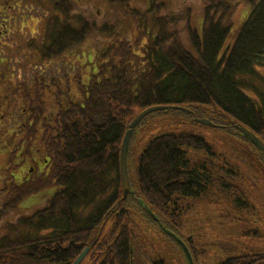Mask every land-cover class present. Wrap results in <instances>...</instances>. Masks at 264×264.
Returning <instances> with one entry per match:
<instances>
[{
  "label": "trees",
  "instance_id": "16d2710c",
  "mask_svg": "<svg viewBox=\"0 0 264 264\" xmlns=\"http://www.w3.org/2000/svg\"><path fill=\"white\" fill-rule=\"evenodd\" d=\"M30 2L51 13L43 23L41 44L32 41L29 47L51 64L72 57L73 90L65 95L64 105L55 108V128L42 116L57 97L52 91H59L56 80L48 90L43 86L46 78L37 77L34 90L22 95L37 122L25 131L38 138L36 145L50 165L37 177L19 176L18 182L7 175L0 185V264H72L85 248L80 264L86 258L87 264H130L131 203L155 223L138 203L142 199L163 226L179 235L178 213L184 207H171L173 195L197 197L215 181L204 164L201 172L183 168V147L210 153L200 136L165 133L142 150L137 188L131 185L134 194L113 210L122 196V140L140 111L180 105L191 109L193 113H186L193 117L209 107L213 122L234 128L246 140L235 127L241 124L264 142V0ZM3 6L9 5L0 3ZM86 43L91 51L82 63L78 52ZM11 96L14 92L5 90L0 100ZM18 137L14 130L11 138L19 141L11 140L15 150L6 151L8 155L19 149L21 133ZM250 145L264 164L261 152ZM80 147L86 148L87 162L106 165L94 173L85 171V164L72 161ZM8 161L14 162L13 156ZM21 163L23 159L10 167L17 169ZM49 187L56 188L53 194L32 201ZM25 201L31 203L22 208ZM186 243L191 251L190 241ZM263 256H235L219 264H264L254 263ZM153 264L165 263L158 259Z\"/></svg>",
  "mask_w": 264,
  "mask_h": 264
},
{
  "label": "rangeland",
  "instance_id": "374dc122",
  "mask_svg": "<svg viewBox=\"0 0 264 264\" xmlns=\"http://www.w3.org/2000/svg\"><path fill=\"white\" fill-rule=\"evenodd\" d=\"M10 5L11 7L4 6L2 9L5 10L0 11V24H4L7 29V32H4V29L0 28L2 30L0 58L5 60L0 64V73H3L1 77L6 78L13 74L14 80L25 83L24 92L33 91L37 77L50 78L55 74H61L55 66L51 68L47 61H38L35 52L28 46L30 40H33L34 44H41L43 23L50 10L30 0H13ZM89 49L86 43L78 52L83 58L82 63L85 62L84 56L90 53ZM92 56L91 53L87 61H94ZM92 63L94 67V62ZM6 73L9 75L5 76ZM34 97L37 99L38 94H34ZM182 107L183 109L152 112L143 117L134 129L128 156L131 185L137 188L138 157L152 139L165 133H190L200 136L211 154L206 149L185 146L183 149L186 165L183 168H197L198 172H201V166L204 164L215 180L214 184L208 186L197 197L174 194L172 201L175 204L171 206L185 208L178 213L180 220L178 232L181 239L190 241L194 264H219L230 257L264 255L263 162L250 143L238 136L234 128H224V123L212 121V110L209 107L201 109L202 113L193 117L186 113L187 109L192 112L191 109ZM10 108L11 106L8 107ZM18 113V109H15L13 117L16 118L12 120V124H17L20 120ZM202 119L210 121L213 126L198 121ZM14 130L16 128H12L11 122L9 126L0 124V185L5 182L7 175H11L13 180L18 182V172L24 164L17 169L10 167L26 156L21 154L22 149L9 155L7 153L14 149L11 140L18 141L11 138ZM24 136L27 140L24 151L29 153L28 147L35 143L33 134L26 132ZM12 156L14 162L9 163L8 160ZM227 169L233 172L228 173ZM55 190V187H49L32 201H40L44 196L53 194ZM177 197L179 199H176ZM30 203L25 201L21 207L24 208ZM129 212L131 221L127 226L133 237V264H153V261L158 259H162L165 264H187L175 241L164 232L159 223L149 221L136 210L133 203L129 207ZM108 228L107 223L104 230ZM260 262H264V256L254 263ZM87 263L86 258L82 264Z\"/></svg>",
  "mask_w": 264,
  "mask_h": 264
},
{
  "label": "flooded vegetation",
  "instance_id": "af4514ba",
  "mask_svg": "<svg viewBox=\"0 0 264 264\" xmlns=\"http://www.w3.org/2000/svg\"><path fill=\"white\" fill-rule=\"evenodd\" d=\"M10 2L13 3V0H0V3L2 5H9L11 7ZM4 7V6H3ZM2 8H0V11L2 12ZM0 28L4 29V32H7L6 26L4 24H0ZM0 29V36L2 33V30ZM2 62H5L4 59L0 58V64ZM58 62V63H57ZM55 64H52L55 66L59 71H61L60 75H54V77L46 78L45 83L43 86H45V89L49 90V87H54L53 81L56 80L55 84L57 85V88H59V91H53V95L57 96L55 97L54 101H52L53 107H50L48 109V112L44 113L42 116V120L45 124L50 125L52 128H55V125L57 123V117L58 113L57 110L55 112V108L59 109L62 107L65 103L66 96L68 94H72V57H69L64 61L63 59L54 61ZM0 73V77H1ZM9 75L8 73L5 74ZM11 76L0 78V94L2 92H5L7 90L8 93L14 92L15 97H9L4 98L0 100V124L3 126H9L10 122L12 127L18 128L20 133L23 135V138L20 139V142L22 144V150L23 154L26 155L24 158V164L20 172V179H28L31 176L37 177L40 174H43L49 169L50 160L44 155L40 147H29V153H26L24 151V147L26 145L24 134L26 133L25 129L28 126L32 125V122H34V125L37 124L36 122V115H33L30 111V108L27 104H25L24 99H22V95H24L25 90V83L21 81L22 83H18L17 79ZM1 79L3 81H1ZM12 80H14L12 82ZM7 81V84H5ZM9 82V83H8ZM7 85V86H6ZM8 85H11L12 88L9 89ZM55 91V93H54ZM11 106L10 109L8 107ZM18 109V116L20 117V120H18L17 124H12V120H14L16 117H13L15 114H13L14 110ZM7 110V114L4 115V111ZM36 110V109H35ZM54 111V112H53ZM8 117V118H7ZM7 118V119H6ZM11 118V121H10ZM36 123V124H35ZM41 123V121H40ZM11 127V126H10ZM49 127V126H47ZM50 127V128H51ZM51 128V129H52ZM55 137V136H54ZM38 138L34 140L35 143H37Z\"/></svg>",
  "mask_w": 264,
  "mask_h": 264
},
{
  "label": "water",
  "instance_id": "95a60500",
  "mask_svg": "<svg viewBox=\"0 0 264 264\" xmlns=\"http://www.w3.org/2000/svg\"><path fill=\"white\" fill-rule=\"evenodd\" d=\"M173 108L183 109L182 107H179V106H165V105L151 106V107H148V108L142 110L129 124V127H128V129L125 132V135L123 137V141L121 144V150H120V156H119V173H120V180H121L123 195H122L121 199L118 200L116 202V204L114 205V209H117L119 207L121 200L126 199V197L129 194H133V190H132V187H131L130 181H129L128 169H127V153H128L130 138L132 136L134 129L136 128V126L138 125L140 120L143 117H145L146 115H148L149 113L155 112L157 110L173 109ZM198 121L203 123V124L213 126V124L208 120L202 119V120H198ZM229 122L231 123L230 120H229ZM235 127L239 129V132L243 135V137L247 141H249L256 149H258L261 152L263 160H264V142L254 132H252L250 129L246 128L245 126L236 124ZM139 203L146 210V212L155 221H157L160 226H162L161 223L159 222V219L154 215V213L149 209V207L142 200H139ZM163 230L167 235L172 237L173 240L175 241V243L180 247V249L183 252V255L186 259V263L187 264H194L193 257L191 255V252H190L187 244L177 234H175L171 230H169L165 227H163ZM87 252H88V248H85L78 255V257L74 260V262L72 264H80V262L83 260V258L85 257ZM131 264H132V262H131Z\"/></svg>",
  "mask_w": 264,
  "mask_h": 264
},
{
  "label": "bare ground",
  "instance_id": "6f19581e",
  "mask_svg": "<svg viewBox=\"0 0 264 264\" xmlns=\"http://www.w3.org/2000/svg\"><path fill=\"white\" fill-rule=\"evenodd\" d=\"M80 148H82V149H80L79 151H78V153H77V155H76V159H72V161H75V162H77V163H82V164H80V165H86V166H83V167H85L84 168V170L85 171H87V172H91V173H94L96 170H97V168L98 167H103V166H105L106 165V163L105 162H102V161H99V162H92V163H90V162H87L86 161V154H85V152H84V150L86 149H84L83 147H80ZM101 154L99 153V156H100ZM104 156H106V153H104L103 154V156L102 157H104ZM101 157V156H100ZM85 160V161H84ZM113 169V168H112ZM119 179H120V173H119ZM120 185H121V180H120ZM121 188H122V185H121ZM115 205V204H114Z\"/></svg>",
  "mask_w": 264,
  "mask_h": 264
}]
</instances>
